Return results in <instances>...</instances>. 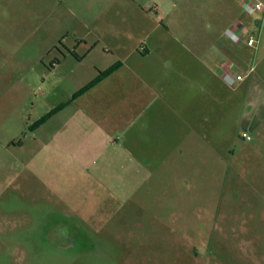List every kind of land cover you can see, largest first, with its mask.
Here are the masks:
<instances>
[{
  "label": "rangeland",
  "instance_id": "374dc122",
  "mask_svg": "<svg viewBox=\"0 0 264 264\" xmlns=\"http://www.w3.org/2000/svg\"><path fill=\"white\" fill-rule=\"evenodd\" d=\"M38 1L14 9L17 32L0 49V264H264V113L248 88L256 72L245 77L264 54V0H72L73 14ZM235 22L263 41L241 48V81L217 85V156L186 153L184 167L137 185L112 154L90 151L73 106L56 109L95 57L191 46V34L228 45ZM68 50L84 62L56 66Z\"/></svg>",
  "mask_w": 264,
  "mask_h": 264
},
{
  "label": "crops",
  "instance_id": "0c3cea01",
  "mask_svg": "<svg viewBox=\"0 0 264 264\" xmlns=\"http://www.w3.org/2000/svg\"><path fill=\"white\" fill-rule=\"evenodd\" d=\"M28 1L33 7L38 6V0ZM60 1L73 14L72 0ZM239 1L243 4L244 0ZM24 5L25 0H0V49L6 48L9 37L17 32L14 9ZM247 21L258 25V19ZM215 37L213 33L187 35L192 40L191 46L183 43L182 47L171 50L147 44L143 50L134 48L111 63L95 57L90 73L81 71L69 76L68 83L73 89L69 99L56 109L62 111L73 106L69 114L90 136V151L101 153L103 158L112 154L111 160L130 171V182L137 185L150 183L163 170L184 167L186 153L194 155L207 150L217 156L209 136L210 117L216 112L218 100L217 85L226 86L225 74L239 73L247 57L244 59L241 53L246 44L243 38H230L228 45H218ZM261 37L260 32L259 41ZM202 40L213 42L202 49ZM81 41L88 44L85 39ZM94 43L97 45L99 41ZM248 47L254 54L259 51V46ZM70 51L55 60L56 66L73 57L77 67L85 56H93L95 49L84 57L75 50L80 59ZM115 65L113 72L103 75ZM253 68L248 69L245 77L256 72L248 88L250 97L256 99V107L259 105L254 109L263 114L264 54ZM224 100L226 103V97ZM257 119H264V115Z\"/></svg>",
  "mask_w": 264,
  "mask_h": 264
},
{
  "label": "built area",
  "instance_id": "2783aa9c",
  "mask_svg": "<svg viewBox=\"0 0 264 264\" xmlns=\"http://www.w3.org/2000/svg\"><path fill=\"white\" fill-rule=\"evenodd\" d=\"M256 8L263 10L264 9V4L260 1H257ZM246 28L242 25L241 22H235V24L227 30V36L229 38H243L244 43H246L250 47H258L259 44V38L253 36V35H244ZM225 80L227 83L230 85L235 84L237 81H241L244 77L242 75H233L232 73H227L225 74ZM249 139V137H247Z\"/></svg>",
  "mask_w": 264,
  "mask_h": 264
},
{
  "label": "trees",
  "instance_id": "16d2710c",
  "mask_svg": "<svg viewBox=\"0 0 264 264\" xmlns=\"http://www.w3.org/2000/svg\"><path fill=\"white\" fill-rule=\"evenodd\" d=\"M70 54H72L74 57L80 59V57H78L74 51H70ZM116 68H117V65L113 66V67L110 68L107 72L103 73V75L105 76V75L110 74V73L113 72Z\"/></svg>",
  "mask_w": 264,
  "mask_h": 264
}]
</instances>
